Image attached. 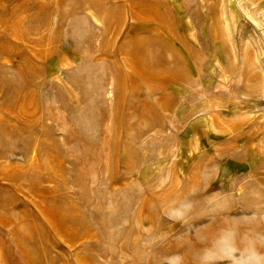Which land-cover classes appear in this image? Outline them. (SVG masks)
Returning <instances> with one entry per match:
<instances>
[{"label":"rangeland","instance_id":"1","mask_svg":"<svg viewBox=\"0 0 264 264\" xmlns=\"http://www.w3.org/2000/svg\"><path fill=\"white\" fill-rule=\"evenodd\" d=\"M0 264H264V0H0Z\"/></svg>","mask_w":264,"mask_h":264},{"label":"bare ground","instance_id":"2","mask_svg":"<svg viewBox=\"0 0 264 264\" xmlns=\"http://www.w3.org/2000/svg\"><path fill=\"white\" fill-rule=\"evenodd\" d=\"M241 245V244H240Z\"/></svg>","mask_w":264,"mask_h":264}]
</instances>
